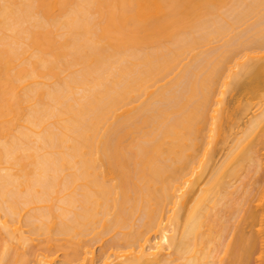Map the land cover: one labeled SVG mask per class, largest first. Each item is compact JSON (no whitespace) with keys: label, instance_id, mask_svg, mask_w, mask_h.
Here are the masks:
<instances>
[{"label":"bare ground","instance_id":"6f19581e","mask_svg":"<svg viewBox=\"0 0 264 264\" xmlns=\"http://www.w3.org/2000/svg\"><path fill=\"white\" fill-rule=\"evenodd\" d=\"M0 264H264V0H0Z\"/></svg>","mask_w":264,"mask_h":264},{"label":"rangeland","instance_id":"374dc122","mask_svg":"<svg viewBox=\"0 0 264 264\" xmlns=\"http://www.w3.org/2000/svg\"><path fill=\"white\" fill-rule=\"evenodd\" d=\"M100 251V249L97 247V253Z\"/></svg>","mask_w":264,"mask_h":264}]
</instances>
